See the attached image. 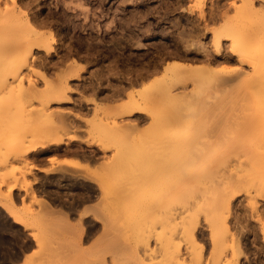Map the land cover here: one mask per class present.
I'll return each instance as SVG.
<instances>
[{"label":"rangeland","instance_id":"rangeland-1","mask_svg":"<svg viewBox=\"0 0 264 264\" xmlns=\"http://www.w3.org/2000/svg\"><path fill=\"white\" fill-rule=\"evenodd\" d=\"M26 2H31L33 4L31 7L39 13V18L47 22L48 27H41V31L55 33L58 24L54 23L55 18H52L54 20L52 21L51 17L63 11L66 15L68 12V15L76 14L78 17L76 20L82 27V30L67 37L61 34L56 37L55 43L52 44L54 52L49 55L36 49L31 52L30 65L34 70L44 72L48 83H55L57 72L64 67L59 70L52 68L46 73L39 67L36 62L38 60L48 59L47 61L56 62L64 53L71 51V58L66 63L75 60L85 67L79 78L67 80L68 86L73 88V93L69 94L71 101L49 103L46 107L48 112L77 113V106L73 103L81 99L88 100V102L81 100L80 103L90 107L87 109L90 113L94 110L90 102L92 95L85 96L81 93L83 94L81 96L78 91L79 85L84 83L85 77L89 75L86 62L93 57L91 58L89 53L77 54L75 47L77 39L83 41L85 48L89 43H96L99 45L98 48L103 49L107 40L119 38L123 34L134 36L132 32H136L138 35L135 33L134 41L126 46V50L131 52L129 55L131 57L133 52L137 53L140 61L146 63L144 65L142 62L146 68H152L153 64L150 61L156 59L159 71L155 73L154 78L160 79L161 83L167 82L161 78L163 67L172 62H181L185 66L193 65L198 68L215 65L221 72L218 74L219 79L215 80L195 73L186 74L175 82L171 80L167 91L156 89L150 93L151 95L148 94L147 108L152 107L164 113L160 118L165 117L161 120L166 121L160 124V128L171 130L169 133L177 142V146L170 148L167 144H161L159 162L161 169L158 176H153L150 171V161L154 152L151 139L148 137L150 135L148 132L151 131L148 130L150 120L146 114H142L140 116L144 117V121L140 124L144 130L141 131L144 132L143 138L129 140L131 148L128 154V163L132 170L136 172L135 169L138 167L143 171L142 176H147L141 180V184L139 183L136 188L138 191L128 198L119 197L97 204L102 190L99 184L94 182V179L98 181L95 176L92 182L89 179L85 180L89 190L86 192L91 201L84 204L94 206L92 209L94 211L91 210L86 217H81L82 208H79L75 215L63 210L66 214L63 218L55 213V210L61 207V203L68 206L71 196L67 195V192L70 190L64 184H59V188L58 184H55L56 187L46 186L45 179H51L56 177V174H62L66 170L69 172V169L75 168L72 163L78 155L69 153L72 149L84 150L83 154L87 156L84 155V158L92 156L95 161L100 162L111 159L116 150L111 143V147L103 153L89 141L91 139L89 127L82 119H90V113L81 115L80 119L66 114L63 120L67 118L68 123L65 126H69L65 128V143L59 145V148L56 147L57 151L55 148L52 149L53 147L46 149L37 147L25 156L28 161L35 162L38 168L25 174L24 179L32 183L26 192L23 189V157L16 158L13 154L16 151L20 152V148L24 146L22 137L27 140V137L34 135L42 139L44 135L49 137L54 135L55 131L57 133L58 127L54 116L48 118L39 114L45 101L41 91L45 89L46 81L28 69H22L20 77H29L37 90L34 98L26 97L22 89L23 85L24 88L28 86L27 81L20 85V89L0 90V192L6 193L8 187H12L14 181L18 180V185L16 186V181L11 191V204L8 199L3 200V197H0L2 199H0V264H264V169H258L249 177L245 175L235 178L229 171L231 165L249 160L248 157L253 156V149L249 152V148L246 147H249V141L243 139V136L244 138L249 136L245 132V124L254 125L257 122L261 127L260 122L264 123V120L261 121L260 99L253 96L255 91L250 93L247 90V82L254 78L252 66L244 56L239 59L237 51L233 53L232 49L234 46L240 48L245 45L246 41L242 40L243 33L239 32L240 30L245 32L248 24H251L257 33L249 42L247 56H259L264 53V20L258 17L248 23L240 16L241 14L230 8L227 15L238 32L235 34L225 32L227 37L220 40L217 45L211 31L219 25L209 24L210 26L205 28L204 22L199 18L195 0H17L22 10L34 20L38 16L35 17V12ZM232 2L235 6L241 4L240 0H205L204 14L209 17L213 10L215 12V9L218 11L217 8H228ZM257 4L258 0H255L256 8H259ZM5 8H11V2L0 0V43H3L6 49L16 48L17 43L18 47L15 50H19L14 51V54L15 59H19L23 54L25 33L21 22H15L5 13ZM124 19L127 24L123 27ZM47 20H51L52 25L49 26ZM175 22L180 23L175 25ZM193 28L197 31L193 36H187L185 32ZM132 58L136 59L134 56ZM147 64L150 66L147 67ZM4 65L0 59V80L5 76ZM115 65L114 67L110 65L114 68V76H123L121 71L115 69L117 68ZM259 69L262 70L261 79H264V67L260 66ZM239 73L242 75L238 76ZM226 77L234 80L223 82V78ZM11 79L10 76L7 77L8 81ZM251 83V86L254 85V82ZM172 96L180 97L172 99ZM99 102L103 103L102 100ZM78 109H84V113L86 111L83 106H78ZM166 114L170 117L168 118ZM131 118L136 119V115ZM119 120L121 119L116 118V121ZM168 131L167 134L164 133L167 136L170 135ZM238 133L243 135H241L243 140L232 149L230 138L238 136ZM109 138L105 139L108 143L111 139ZM118 141L119 144H125L124 140ZM183 142L185 146L181 147L180 143ZM253 142L259 147L253 156L254 159L264 158L261 148L264 144V134L254 138L251 144ZM214 150L217 154L212 153ZM78 151L75 153L78 154ZM223 160L227 161L226 167ZM57 161L61 163L63 161L64 164L60 165ZM63 167L65 170L62 171ZM60 170L61 172L57 173ZM228 174L232 178L230 182V179L227 180ZM103 180L105 182V179ZM232 184L237 186L232 188ZM79 189L77 192L81 197H89L84 191L86 188ZM33 196L50 202L52 209L43 208L42 202L38 203ZM59 200L63 201L59 203ZM226 203L224 224L218 218L217 209ZM25 205L27 208L30 206L33 212H25L23 210ZM10 211H13L16 219L10 215ZM126 218H130V223L128 219L126 222ZM90 220L95 224L97 234L86 239L83 224ZM76 223L83 229L80 237L76 236L71 226ZM126 223L130 225L125 227ZM35 234L38 235L39 242L33 239L32 236ZM235 247L239 251L236 252L239 255H236L237 257L233 256L232 250Z\"/></svg>","mask_w":264,"mask_h":264},{"label":"bare ground","instance_id":"bare-ground-1","mask_svg":"<svg viewBox=\"0 0 264 264\" xmlns=\"http://www.w3.org/2000/svg\"><path fill=\"white\" fill-rule=\"evenodd\" d=\"M9 1L11 2V8H5L6 9V10L4 9L5 13L9 14L15 20V22H18V21L21 22L20 24L23 27V31H24L25 35L23 36V54L20 55L19 59H15L16 54H14L15 52H17L19 50V49L15 50L18 47L17 43L15 44L16 48L14 47L12 49H9V48L6 49V47L5 48L3 47L4 44L0 43V45H2V46H0V59H2L3 62L5 63V65H4V71H5L4 75L5 76L3 79L0 80V90L1 91H7V90H13L14 88L20 89V85H22V83L24 84V82L27 81L28 86L24 88V85H23V88H22L26 94V95L25 94H23V95H25L26 97H29L31 99L34 98L35 94L37 93V90L35 89L33 81H31V79L27 76L23 77V78L20 77V72L22 69L26 68V69L30 70L34 75H37L38 77H40L41 79L46 81V84H47L45 89L43 91H41V94H42L43 99L45 101L42 104L41 110H39V114H41V116H45L48 118H49V116H51V117L54 116L56 118L57 127L59 130V133H58V130L56 129L57 133L55 131V134L54 135L52 134V136L48 135L49 137L44 135V136H42V137H44L42 139H40L41 137H39V138L34 137V135L30 136V138L27 137L28 136L27 135L26 136L28 138L27 140L24 139V137H22L24 140L21 139V141L24 142V146L22 148H20L21 149L20 152L16 151L17 153L16 152L14 154L12 153L13 156L16 158L23 157V170H24V173H23V180H24L23 181V189L27 192L31 188L32 183L27 181L26 179H24V176H25V174L31 172L34 169H38V168L36 167L35 162H34L35 163L34 164L33 162L28 161L27 158H25V156L30 151L35 150V148H37V147H41L44 149L53 147L52 149H54V148L56 149V147L65 143V139H66V136H65L66 129L65 128H67L69 126V125L65 126L68 123V122H66L67 118L66 119L64 118L65 120H63V116L65 117L66 114H71L74 117L80 119V118H82V117H80L81 115L85 116V115L90 113L89 110L85 111V113H84V109L83 110L78 109V107H77V113H74L71 111H70V113H67L65 111H55V112H48L47 111L46 107L49 103L60 104V103H69L71 101L69 98V94L72 92L73 88H70L68 86L67 80L79 78L80 73L85 69V67L83 65H80L79 63H77L75 60H72L71 62L66 63L71 58V51L64 53V55L61 54L62 55V56H60L61 59H58V61H56V62L53 60L47 61L48 59L46 61L37 59L38 61H36V62L38 63L39 67H41L45 72L48 71L49 69H52V68H53V70H55V69L59 70L61 67H64V69L59 70L57 72L56 80H55L56 82L55 83H48L46 80V77H47L46 74L44 72L34 70L32 68V65H30V58H32L31 52H32V50L36 49V50H40V51L44 52L46 55H49L51 52H54L52 44L55 43L56 37H59L60 34L65 35L64 37H67L71 33H76L79 30H82V27H80V24L76 20V19H78L76 14L74 15V13L73 14L71 13L72 15H68L69 14V12H68V14L66 15V13L63 11L62 13H59V15L55 14L56 15L55 17H51V19L55 18L54 23L58 24L57 30L55 33H52L50 31H41L40 30L41 27H48L47 22L43 21L42 18H39V16H38L39 13L35 12V9L33 7H31V5H33V4H31V2H26V3H27V6L30 7L31 9H33V11L35 12V14H34V15H36L35 17L37 18V16H38V18L34 19V20L31 19L27 15V13L22 10L21 6L18 5L17 0H9ZM195 1L197 4V8L199 10V18L201 19V21L204 22L205 28L207 29L210 26L209 24L219 25L218 28H213L211 31L212 38L217 45L219 44L220 40L227 37V36H225V32H227L228 34H235L238 32V30L235 29V26L232 23L231 18L228 17V15H227L228 10H230V8H233L236 11V13L241 14L240 16L244 17L248 21V23H251L249 21H253L255 18H258V17L264 20V9L256 8L255 0H240L241 4L239 6H235L234 2H232L231 4L228 5L229 6L228 8H226V7L222 8L223 10L220 8H217L218 11H216V9H215V12L213 10V12L209 15V17H206V15L204 14V11H203L205 0H195ZM54 20L52 19V21H54ZM47 21H48L49 26H50V24L52 23L51 20L50 21L47 20ZM179 23L180 22H175V25H178ZM125 24H127V21L125 23V19H124L123 27L125 26ZM90 26H92V25H90ZM196 31L197 30H194V28L189 29L188 31L185 32V34H187V36H193ZM135 33L132 32V34H134V36H129L128 34L127 35L123 34V36H120L119 38L107 40L108 42L105 44V48H103V49L98 48L99 45H97L96 43H89L88 47L85 48L86 45L83 43V41L81 39H77V43L75 44L76 45L75 46L76 52L78 55L80 53L81 54L89 53V55H91L90 56L91 58L93 57V59L94 58L96 59V61H93V59H91L89 61L87 60V62H86V63H88L87 66L89 64H93V66L94 65L96 66L95 71L94 72L92 71V73L90 72L91 74L89 76V80L84 81V84L85 85L87 84L89 86L88 88H90L91 91L96 86H98V88L101 87V89H102L103 86H105L104 84L107 83L105 80L108 78L107 77H106V79L103 78L104 76H106V75H104L106 73V72L104 73L105 68H106V71H110L114 67L113 65L116 64L115 67L117 66V68H119L120 71L124 75L123 76L121 75L119 77L120 80L118 79L119 80L118 86L115 87V88L118 87V89H117L118 94L117 95L119 97H117V98H119V99L115 98L116 100H112L110 98V100H109L108 97H106V98H108V100L105 97H103L104 99H100L102 97H99V96L96 97L95 94H97V93H95V91L94 92L92 91L89 96L92 95V97H93L92 99H90L91 100L90 102L93 104L94 108H92V109H94V110H92V113L89 114V115H91L90 119H87V120L82 119L85 121V123L89 127L88 132H89V136H91V139L89 141L93 142L97 146L98 150L102 151L103 153L105 150H108V148L111 147V145L113 144L112 146L115 147L114 149L116 150V151H114L115 153H114L113 157L111 159L109 158V160H106V161L103 160V162L101 160V162H100V161H95L93 159L94 157L92 158V156H90L91 158L90 157L84 158V155L86 156V154H83L84 150L83 151L81 150L82 151L81 152L80 149L78 151L76 148L72 149V150L68 149V151L70 150L69 153H74V155H76V156L77 155L81 156V154H80V152H81L82 156H83V157L81 156L82 158L80 156H79V158H78V156L77 157L74 156L75 160H73V163H72V165L75 166V168H73L74 171H72L73 169H69L70 171L67 172V170H66L67 173L64 172L65 174L62 172V174H59V175L56 174V177L54 176L51 179L50 178L45 179V180H47L46 186L47 185H51V186L54 185L55 186V184L56 185L58 184L57 186L59 188L60 187L59 184H61V185L64 184L66 186V188L70 190V192H67V195L71 196V199L70 200L68 199L70 201V203L67 200L69 203V204H67L68 206H65L66 203H64V204L61 203L63 200L62 201L59 200V203H61L62 205L59 209L55 210V213H58V215L63 217V218L66 217V214L63 213V210L67 211L68 213H70L72 215H75L76 213H78L79 208H82L81 209V212H82L81 217H86V215H88V214H90V212L94 211V210H92L94 206H91V205H85L84 206V204L87 201H91V197L86 192L87 187H86V183H85L86 181L85 180L89 179L90 182H92V178L94 179L95 176L97 177L98 181L96 179H94L95 180L94 182H97L96 184H99V187L102 190L101 197H99L97 199V201H98L97 204H101L102 201L106 202V200H111V201L114 199L116 200L119 197H121V198L127 197L128 198V197L132 196L133 193L135 194L136 193L135 191H138V190H136V188H138L139 183L141 184V180L143 181V179L147 176H145V177L142 176L143 171H141L138 167L135 169L136 172H134L132 170L130 164L128 163L129 162V160H128L129 155L128 154H129V151L131 148V144H130L129 140L132 141L133 139L143 138L142 134H144V132L141 133V131H144V130H142V128H141L142 124H140L141 121H142V123L144 121V117L140 116L142 114H146L150 120V122L147 121V122H149L148 130H151L148 132L150 134L148 137L151 139V142L153 145L152 147H153V151H154L153 156H152L151 161H150L151 162V164H150L151 168L149 167L151 170L150 169L149 170L151 171V174H153V176L159 175V172L161 169L159 166L161 144L162 143L167 144L170 148V147L177 146V142L173 139L172 134L169 133V131H171V130L168 131V129L167 128L165 129L164 127L163 128L165 130L163 128L162 129L160 128L161 127L160 124L163 121H166V120H163V121L161 120V119H165V117L160 118L162 115H164V113L161 112L160 110L157 111L156 109H153L152 107L147 108L149 106V103L147 106V100L149 101V99H148L149 95L148 94L153 93V91L156 89H158V90L161 89L162 92L167 91L169 89L168 87H170L169 86L170 83H172L171 80H173L175 82L176 80H178L179 78L183 77L186 74H192V73L194 74L195 73V75L207 76V78L209 77V79H210V77L212 79L214 78V80L219 79L218 74H220L221 71L218 70V67H216L215 65L204 66V67L200 66L201 68L200 67L198 68V67H195L193 65L191 66L188 64H186L188 66H185L181 62H172V63H167L163 67V71L161 73V78L166 79L167 82L164 81V83H161L160 79L154 78L155 73L157 71H159L157 63H156L157 62L156 59H153L154 61H150L153 64V66H151L152 68H149L148 66H150V65H148V64H147L148 68H146V66L144 67V65L146 63L143 60L140 61L139 57L136 56V54L134 52H133V56L136 57V59L132 58L133 56L132 57L129 56V55H131L130 54L131 52L129 50H126V48H127L126 46L129 43H132L134 41ZM239 33L240 34L243 33L242 40L246 41V43L243 47H240V48L239 47L236 48V46H234L232 49V52L236 53V51H237L238 58L240 59L242 56H244V58L245 59L247 58L248 63L252 66V71H253L252 74L254 76L253 79L255 81L252 79L251 82H254V85H252V86H251L252 83L250 81H249L250 84H249V82H247L248 83L247 90L250 91V93L255 91L256 93L253 96L256 97V99H260L259 100V107H260V112H261V116H262V118H261V121H262V120H264V79L263 78L261 79L262 70L259 68H260V66L264 67V53L260 54L259 56L258 55L257 56H250V57L247 56V50L249 48V42L253 39V37L257 33L255 31V29H253V26H251V24H248V27L245 30V32H243V31L241 32V30H240ZM113 51H123V52H128V54H126V53H120V54L113 53L112 54L111 52H113ZM73 54H75V53H72V55ZM162 55H161V57H162ZM163 56H165V55H163ZM129 57H131V58H129ZM153 58H154V56H153ZM134 59L136 60L137 65H136ZM107 60H111V62L109 61L110 63L108 64ZM142 62L144 63V65ZM113 63H115V64H113ZM105 64H108L109 66L112 65L113 67L104 66ZM117 68H115V69H117ZM128 69H130V70H128ZM116 72H118V71H116ZM263 73H264V71H263ZM129 74H131V77L130 76L127 77ZM239 75H242V74L239 73L238 76ZM8 76H10L12 78L11 81L7 80ZM115 77H117V76H114V78ZM201 78H202V76H201ZM233 80L234 79L231 77L223 78V82H231ZM114 83L117 84L116 82H114ZM247 83L245 84L246 86H247ZM111 84H109L110 87H112ZM115 84H113V86H115ZM85 85L83 86V89H84ZM86 88H85V90H86ZM80 89H81V87H80ZM85 96H86V94H85ZM178 97H180V96H177V97L172 96V99H176ZM76 100H77V98H76ZM81 100L83 102H88L87 99H84V100L81 99ZM81 100H80V102H81ZM98 100L99 101L102 100V102L104 100V102L101 103ZM105 101H107V103H105ZM150 102H151V100H150ZM86 109H88V108H86ZM134 115H136V119L133 118V120H131L132 119L131 117H133ZM166 115L168 118L170 117V115L169 116H168V114H166ZM67 117H68V115H67ZM116 118H119L121 120L116 121ZM145 120H147V119H145ZM160 120H161V122H160ZM250 123H252V122H250ZM260 123L262 124V126L260 124L261 127L258 126L257 122H255L254 125H252L253 123L249 124L247 126L245 124V126H244L246 129L245 132L248 133L247 135H249L248 137L246 136L247 138H244V136L242 134H239V133L237 134L238 136H235L234 138H232V136H231L230 139H232V144H231L232 149L234 147H236L239 144V142H241L243 139H245L246 141H249V143H248L249 147L246 146L247 149L249 148V152H251L253 149V151H254L253 156H254V154L256 153V151L259 147H258L257 143L253 142L251 144V142L253 141L254 138L259 137L260 135L264 134V126H263L264 123L263 122H260ZM68 129L70 130L71 128H68ZM166 130L168 131V133L170 135H168V136L166 135L167 134ZM164 131H166V132H164ZM164 133H166V134H164ZM173 135H175V134H173ZM241 135L243 136V139L241 138ZM32 137H34L35 139L33 138L31 140ZM106 137L111 138V139L109 138L110 143L105 141ZM72 138H75V136L74 137L72 136ZM36 139L40 140V141L37 142ZM72 140H74V139H72ZM113 140L115 141V143H113ZM118 140H120V141L124 140L125 144H119L120 142ZM76 141H79V140H76ZM86 142H87V140H86ZM180 144L182 147L184 145V142L180 143ZM261 148H262V153L264 155V144L261 145ZM59 150L60 149H58V151ZM73 150H77L78 154L75 153L77 151L73 152ZM56 151H57V149H56ZM183 152H184V149H183ZM212 153L217 154V151L214 150V151H212ZM56 154H60V153L56 152ZM203 154H205V152ZM62 155H63V153H62ZM89 155H91V154H89ZM200 155H201V152H200ZM253 156L252 155L249 156L248 157L249 160L246 159L245 161H238L236 164L231 165V168L229 171L232 172V176H234V178L235 177H243V176L245 177V175H246V177L247 176L249 177L251 174H253L258 169H262V170L264 169V158L254 159ZM200 157H202V156H200ZM76 159L79 162H77ZM226 160H227V158H226ZM55 161H56V159H55ZM59 161H57V162H59ZM63 161H62V163L59 162L60 165L64 164V162H66V161H64V162ZM224 161L225 160H223V165H225V167H226L227 161L226 162H224ZM68 163H69V161L67 162V164ZM63 169H64V167L62 168V171H63ZM60 172H61V170L57 173H60ZM229 174H231V173H229ZM229 174H228L227 180L230 179L229 180V182H230L232 178H230ZM132 176H133V178H132ZM221 177H222V175H221ZM103 179H105V182ZM16 181H17V184H16ZM16 181H14L13 184L14 185L16 184V186H17L18 180H16ZM221 181H222V179H221ZM236 181H237V179H236ZM45 183H46V181H45ZM49 183H51V184H49ZM226 183H228V182H226ZM233 184L238 185V183H233ZM233 184L231 185V187L233 186ZM14 185H12V187H8V190L6 193L0 192V197H3L2 198L3 200L8 199L9 200L8 202H10V204L12 202L11 191L15 187ZM228 185H226V186H228ZM237 185H234V186H237ZM234 186L232 188H234ZM81 187H83V189L86 188L84 191L88 194L89 197H87V196L81 197L80 194H78L79 192H77V189H79ZM79 190H81V189H79ZM87 191H89V190H87ZM59 193H60V190H59ZM70 193H71V195H70ZM89 193H91V192H89ZM4 197H6V198H4ZM33 198H34V196H33ZM127 198H124V199H127ZM57 199H59V198L57 197ZM34 200H37L38 203L42 202L41 206L45 209L46 208L49 209L51 207L50 206L51 203L46 202L47 200L39 199V198L38 199L34 198ZM92 200H93V197H92ZM50 201H52V200H50ZM226 205H227V203L223 204L222 207L217 209L218 210L217 211L218 218L224 224L226 223L225 215H224V213H225L224 207H226ZM23 208H24L23 210L25 212H28V213L33 212L30 210L31 209L30 206L27 208L25 205V207H23ZM51 209H52V207H51ZM60 209H62V210H60ZM10 213H11L10 215L14 219H16V216L13 214V211L12 212L10 211ZM43 213L45 214V212H43ZM93 213H95V212H93ZM46 215H47V213H46ZM26 216H27V214H26ZM90 217H92V216H90ZM93 217H95V216L93 215ZM127 219L129 220L130 218H126L125 219L126 222H128ZM23 220H24V218H23ZM59 221L62 222L61 220H59ZM129 223H130V220H129ZM129 223H128V225H130ZM83 225L85 227V231H84L85 232V238L90 239L97 232V228H96L95 224L93 223V221L91 222V220L88 221L86 224L84 223ZM105 225H106V223H105ZM128 225L126 223L125 227H127ZM71 226H72L73 230L75 231L76 236L78 235V237H80V235L83 233V229L81 228L79 223H76L75 225H71ZM100 229H101V227H100ZM35 235L32 236L33 239L36 242L37 241L39 242L38 235H36V236ZM74 238H76V237H74ZM73 240L77 241V239H73ZM232 251L234 252L233 253L234 257L236 255H238V254H236V252H239L238 248L235 247V248H233Z\"/></svg>","mask_w":264,"mask_h":264},{"label":"flooded vegetation","instance_id":"flooded-vegetation-1","mask_svg":"<svg viewBox=\"0 0 264 264\" xmlns=\"http://www.w3.org/2000/svg\"><path fill=\"white\" fill-rule=\"evenodd\" d=\"M112 54L113 53H117V54H120V53H126V54H128V52H123V51H113V52H111ZM135 54H137V53H135ZM95 61H96V59H95ZM111 62V60H107V62H108V64ZM135 63H136V60H135ZM108 64H105L104 66H109ZM136 65H137V63H136ZM105 68V67H104ZM91 69V70H90ZM94 69V70H93ZM111 69V68H110ZM117 69H119V68H117ZM112 70H114V68H112ZM112 70H110V71H106V68L104 69V75H106V76H104L103 78L104 79H106V77L108 78V79H106L105 81L107 82L106 84H104L105 86H103V88L101 89V87L100 88H98V86H96L95 88H93V92L95 91V93H97V94H95L96 95V97H102V98H100V99H104L103 97H108L109 98V100H110V98L112 99V100H116L115 98H117V97H119L117 94H118V91H117V89H118V87L117 88H115L116 86H118V82H119V76H117V77H115L114 78V74H113V71ZM92 71L94 72L95 71V68H93V65H91V64H89L88 66H87V73L89 74V75H87L85 78H86V80H89V76H90V74L92 73ZM118 71H120V69L118 70ZM91 72V73H90ZM111 72V73H110ZM130 75H128L127 77H129ZM131 77V76H130ZM110 78V79H109ZM112 78V79H111ZM119 79V80H118ZM110 81V82H109ZM114 82H116L117 84H115ZM112 83V84H111ZM84 83H81L80 85H79V89H78V91H79V95H83V94H86V95H90V93L92 92L91 90H90V88H88L89 86L87 85H85V87H84V89H83V85ZM109 84H111V86L112 87H110V85ZM113 84H115V86H113ZM107 86V87H106ZM109 86V87H108ZM80 87H81V89H80ZM87 87V88H86ZM85 88H86V90H85ZM98 88V89H97ZM88 89V90H87ZM81 90V91H80ZM85 90V91H84ZM90 91V92H89ZM83 92V94H81ZM101 93V94H100ZM100 94V95H99ZM108 98H106L107 100H108ZM99 99V100H100ZM105 99V100H106ZM117 99H119V98H117ZM78 102V103H77ZM103 102H104V100H103ZM77 103V104H76ZM105 103H107V101H105ZM75 106H83L84 108H85V110L87 111V109L86 108H88V109H90V107H85V105H83L82 103H80V100H78V101H75V103H73ZM59 196V195H58Z\"/></svg>","mask_w":264,"mask_h":264},{"label":"snow or ice","instance_id":"snow-or-ice-1","mask_svg":"<svg viewBox=\"0 0 264 264\" xmlns=\"http://www.w3.org/2000/svg\"><path fill=\"white\" fill-rule=\"evenodd\" d=\"M257 6L261 9H264V0H258Z\"/></svg>","mask_w":264,"mask_h":264}]
</instances>
